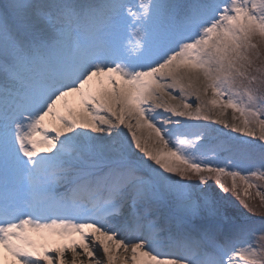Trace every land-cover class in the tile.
<instances>
[{"label":"snow or ice","instance_id":"obj_1","mask_svg":"<svg viewBox=\"0 0 264 264\" xmlns=\"http://www.w3.org/2000/svg\"><path fill=\"white\" fill-rule=\"evenodd\" d=\"M262 189L264 0H0V264H264Z\"/></svg>","mask_w":264,"mask_h":264},{"label":"rangeland","instance_id":"obj_2","mask_svg":"<svg viewBox=\"0 0 264 264\" xmlns=\"http://www.w3.org/2000/svg\"><path fill=\"white\" fill-rule=\"evenodd\" d=\"M215 127V126H214ZM223 131V130H222ZM229 135H233V134H231V133H229ZM259 183V182H258ZM213 188H215V185H213ZM262 190H264V189H262ZM227 200H229V201H231L232 202V204H236V201L234 200V198L229 194L228 196H227ZM229 207H231V205H229ZM241 211H243L242 209H241ZM253 219H258V217H252Z\"/></svg>","mask_w":264,"mask_h":264},{"label":"bare ground","instance_id":"obj_3","mask_svg":"<svg viewBox=\"0 0 264 264\" xmlns=\"http://www.w3.org/2000/svg\"><path fill=\"white\" fill-rule=\"evenodd\" d=\"M101 256H102V253H101Z\"/></svg>","mask_w":264,"mask_h":264}]
</instances>
